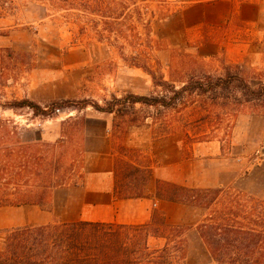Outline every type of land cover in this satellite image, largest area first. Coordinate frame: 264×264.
Segmentation results:
<instances>
[{"label":"rangeland","instance_id":"obj_1","mask_svg":"<svg viewBox=\"0 0 264 264\" xmlns=\"http://www.w3.org/2000/svg\"><path fill=\"white\" fill-rule=\"evenodd\" d=\"M144 64L177 87L192 76L228 70L257 87L264 82V0H0V124L16 141L61 158L66 186L83 184L86 151L99 148L97 137L105 134L120 175L125 162L152 170L154 180L145 185L138 177L128 183L133 189L146 192L161 179L263 197L264 100L239 107L227 117L231 124H210L192 106L124 104L121 113L94 107L106 106L113 94H160ZM25 98L42 106L74 102L53 113L51 107L48 115L9 105ZM73 196L69 203L66 195L52 200L50 194L41 205L0 207V235L70 219L83 197L77 190ZM189 208L177 210L187 228V257L192 264H219L196 229L205 210ZM160 213L154 208L152 216ZM163 243L159 238L150 246Z\"/></svg>","mask_w":264,"mask_h":264},{"label":"trees","instance_id":"obj_2","mask_svg":"<svg viewBox=\"0 0 264 264\" xmlns=\"http://www.w3.org/2000/svg\"><path fill=\"white\" fill-rule=\"evenodd\" d=\"M99 34L106 36L105 30ZM140 67L151 75L154 86L162 89L160 94H113L106 106L96 103L94 107L101 112L121 113L124 104L167 109L192 106L201 109V119L210 124H231L228 115L234 116L246 102L264 100V82L253 87L245 76L230 70L224 76H192L177 87L162 72L147 64ZM72 101L42 106L25 98L9 105L48 115L49 108L53 113ZM87 103L83 100L84 105ZM61 163V158H51L32 142L16 141L14 131L0 124V207L45 203L54 188L69 184ZM115 175L117 198H141L144 189H133L128 183L141 177L146 185L152 170L125 162L122 174L116 166ZM157 190L165 199L205 210L196 229L217 263L264 264V196L225 186L201 188L161 179L157 180ZM186 229L168 222L163 213L141 224L78 220L21 225L1 231L0 264H187ZM150 237L163 238L165 243L151 247Z\"/></svg>","mask_w":264,"mask_h":264},{"label":"crops","instance_id":"obj_3","mask_svg":"<svg viewBox=\"0 0 264 264\" xmlns=\"http://www.w3.org/2000/svg\"><path fill=\"white\" fill-rule=\"evenodd\" d=\"M97 140L100 142L102 141L100 147L92 150L88 148L86 151V172L83 184L73 187L59 186L54 188L51 192L52 200L66 195L68 203L73 200L75 190L80 191L83 196L79 211H76L70 219L59 220L60 222L91 220L124 224H141L150 221L154 208H158L163 212L168 222L179 224L178 221L183 219V216L177 214V210H189L190 206L195 207L193 205L157 197L158 179H155L156 186L153 184L150 186L148 185L144 197L127 199L117 198L115 195L116 177L113 148L108 144L105 134L101 137L98 136ZM151 178L153 181V175ZM200 220L201 218H199L198 222H200ZM157 239H159V237H150L149 244L152 240L157 241ZM163 244L161 246H163ZM187 249H189V247ZM186 263L192 264L189 256L186 259Z\"/></svg>","mask_w":264,"mask_h":264}]
</instances>
